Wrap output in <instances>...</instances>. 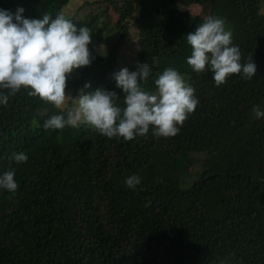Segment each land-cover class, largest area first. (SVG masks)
Listing matches in <instances>:
<instances>
[{"label":"trees","instance_id":"16d2710c","mask_svg":"<svg viewBox=\"0 0 264 264\" xmlns=\"http://www.w3.org/2000/svg\"><path fill=\"white\" fill-rule=\"evenodd\" d=\"M70 1L0 0V9L23 8L27 19L63 14L90 29L93 60L69 76V96L103 87L123 109L113 79L121 58L129 71L149 64L141 86L150 92L159 74L176 69L199 103L175 137L150 128L125 141L86 124L46 130L51 116L66 111L24 89L9 96L0 104V176L14 170L19 187L0 188V264H264V117L252 111H264L263 0L187 2L208 4V16L231 31L241 62L252 56L257 66L250 80L232 75L220 87L210 71L187 64L186 35L205 17L178 1L84 0L100 4L84 18L65 13ZM18 153L26 163L15 162ZM132 175L141 179L135 190L125 184Z\"/></svg>","mask_w":264,"mask_h":264},{"label":"clouds","instance_id":"9594fccd","mask_svg":"<svg viewBox=\"0 0 264 264\" xmlns=\"http://www.w3.org/2000/svg\"><path fill=\"white\" fill-rule=\"evenodd\" d=\"M23 12V8H18L15 14L0 9V90H7V94L0 91V104L6 106L9 96L24 89L28 96L66 111V115L51 116L43 125L46 130L86 124L102 136L122 137L125 141L147 135L150 128L156 137H175L194 113L199 103L195 89L176 69L169 67L159 74L154 80V92L141 86L151 72L148 63L138 64L136 71L124 67L113 74L116 86L124 93L123 109L115 103L117 94L103 87L87 94L81 90L78 98H72L66 93L69 76L90 66L93 60L90 29L77 28L63 14L27 19ZM186 39L191 46L187 64L196 73L210 71L217 87L226 84L232 75L242 74L245 80L256 75L252 56L241 62L240 49L233 45L232 33L222 18L206 16ZM69 100H74L76 106L67 107ZM252 111L257 119L264 117L259 106ZM14 160L17 164L26 163L28 156L18 153ZM140 183L138 175L125 180L126 186L133 190ZM18 187L14 170L0 176V188L16 193Z\"/></svg>","mask_w":264,"mask_h":264},{"label":"rangeland","instance_id":"374dc122","mask_svg":"<svg viewBox=\"0 0 264 264\" xmlns=\"http://www.w3.org/2000/svg\"><path fill=\"white\" fill-rule=\"evenodd\" d=\"M94 1H96V0H90V2H94ZM138 1L142 5H150V4L153 3L154 0H138ZM176 1H178L184 7L189 9V11L192 14H194V15H196L198 17H203L204 18V17L208 16V14H209V5L208 4L207 5H203V6L202 5L193 4V5L189 6V7H187L188 0H176ZM98 6H100L99 3H95L93 6H91L89 3H84V0H71L68 3V6L64 9V11L68 15H74L77 18H84L88 13L91 12L92 9L97 8ZM262 9H261V11L264 13V0L262 2ZM109 15L112 17V20L116 19V16H115L116 13H114L113 11H110ZM130 31L132 33L134 31V28L131 27ZM113 36H114L113 34L110 35V41H112L111 38ZM107 48L108 47H105V48L102 47L101 51L106 52L105 50ZM122 49L125 52L127 50V46L123 45ZM125 65H126L125 62H123V60L120 58L119 61H117V63H116V66H118V68L116 69V66H115V69H116L115 72H118L120 70V68L126 67ZM79 95L80 94L77 95V98L79 97ZM204 154H207V153H199V156L201 157ZM183 185L184 186H188L187 183L183 184Z\"/></svg>","mask_w":264,"mask_h":264}]
</instances>
